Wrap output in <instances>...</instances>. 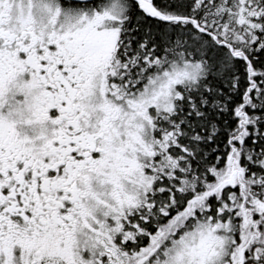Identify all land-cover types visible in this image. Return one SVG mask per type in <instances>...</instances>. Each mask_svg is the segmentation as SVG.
<instances>
[{
    "label": "snow or ice",
    "instance_id": "6c2138e0",
    "mask_svg": "<svg viewBox=\"0 0 264 264\" xmlns=\"http://www.w3.org/2000/svg\"><path fill=\"white\" fill-rule=\"evenodd\" d=\"M0 264H264V0H0Z\"/></svg>",
    "mask_w": 264,
    "mask_h": 264
}]
</instances>
